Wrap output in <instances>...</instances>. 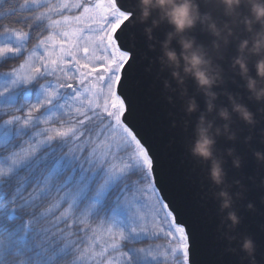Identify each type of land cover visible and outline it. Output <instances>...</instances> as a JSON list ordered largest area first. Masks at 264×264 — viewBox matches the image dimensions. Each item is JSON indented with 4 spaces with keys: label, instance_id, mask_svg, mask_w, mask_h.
<instances>
[{
    "label": "snow or ice",
    "instance_id": "1",
    "mask_svg": "<svg viewBox=\"0 0 264 264\" xmlns=\"http://www.w3.org/2000/svg\"><path fill=\"white\" fill-rule=\"evenodd\" d=\"M131 19L130 0L0 11V96L40 89L37 103L0 106V264H197L198 218L134 101L145 54Z\"/></svg>",
    "mask_w": 264,
    "mask_h": 264
},
{
    "label": "clouds",
    "instance_id": "2",
    "mask_svg": "<svg viewBox=\"0 0 264 264\" xmlns=\"http://www.w3.org/2000/svg\"><path fill=\"white\" fill-rule=\"evenodd\" d=\"M208 3L209 0H203ZM221 5L223 14L231 17L241 4L248 6V15L244 16L240 23L244 25V31L249 37L242 39L236 44V55L231 58L229 67L234 76H239L242 87L247 91V100L254 102L258 107L255 112L250 110L247 104L240 102L239 93L233 94L229 91L218 93L214 89L224 83L223 69L219 64H214L203 45L197 44L195 39L186 35L197 25L201 31L207 32L211 37V49L220 55L221 47L229 44V38L233 31L228 21L218 24L208 12L200 11V0H130V12L132 19L130 28L135 29L137 25H144L143 36L148 41L147 48L150 52L156 51L153 43V30L161 24H167L170 31L164 34V38L158 41L159 54L155 57V63L159 66V72H167V77L162 80L163 90L167 95L165 99L168 104H173V96L177 93L180 102V110L184 117L196 115L195 121L191 123L192 140L187 146L188 155L206 164V179L210 186L217 189L213 191L212 199L217 201L218 212L221 214L220 221L216 225V240L226 241L221 256L230 254L238 257L237 264H261L257 259L258 247L254 238L247 233H237L236 229L241 224L242 216L234 207L235 202L245 200L247 186L242 182L243 178L227 182V173L224 168L225 159L231 160V166L239 170L242 167L243 157L237 152L235 146L224 149L222 155L215 153L217 138L223 137L233 145L238 139V132L232 127V117L241 121L247 128V134L241 142L249 146L251 156L258 168L264 169V151L250 148L253 134L260 137V143L264 144V127H259L264 122V0H211ZM155 13V16H153ZM258 25V28L254 26ZM173 40L179 48L173 47ZM130 47H135V34L130 39ZM247 56H255L257 59L253 64L255 77L249 74ZM145 57H141L144 59ZM153 61L149 60L146 72L151 71ZM186 78H190L203 98V109H200L196 97L188 94L185 87ZM175 87H172V84ZM219 95L226 97L227 104L217 105ZM215 113L213 119L209 116ZM216 120L222 121L216 124ZM172 126L176 121L172 120ZM185 129L189 128L190 121H182ZM253 185L257 186L262 194L259 203L264 205V175L259 171L255 176L247 178ZM236 191H230L231 188ZM204 199V196H201ZM248 212L259 214L256 205L248 201L244 204ZM260 231L264 232V223L259 224ZM235 245V246H234ZM264 259V253L260 254ZM219 259V258H218Z\"/></svg>",
    "mask_w": 264,
    "mask_h": 264
},
{
    "label": "water",
    "instance_id": "3",
    "mask_svg": "<svg viewBox=\"0 0 264 264\" xmlns=\"http://www.w3.org/2000/svg\"><path fill=\"white\" fill-rule=\"evenodd\" d=\"M200 11L202 13L208 12L218 24L228 21L233 31V36L229 38V44L226 47H221L220 55H222V59L217 58V54L211 49L212 37L207 32L201 31L199 25L186 33V35L193 37L197 44L203 45L209 56L212 57L213 63L219 64L223 69L224 83L214 90L218 93L223 91H229L233 94L239 93L241 98L240 102L247 104L250 110L255 112L258 105L247 100L248 94L242 87V81L239 76H234L233 71L229 67L231 58L236 55V44L240 40L249 37V33L244 31V25L240 23V20L248 15V6L241 4L236 9V12L231 17H228L223 14L221 5L211 2V0L208 3L200 0ZM153 16H155V13H153ZM143 27L144 25H137L129 38L131 39L132 34H135L136 47L146 56V58L141 59V57H145L141 54L140 60H138L135 68L134 101L138 112L148 119V127L146 130L156 143L161 168L166 178L171 184L178 186V194L190 204L198 218L196 227L199 233V239L194 259L197 261V264H237V256L230 254L221 256L227 242L224 240H216V225L220 221L221 214L218 212L217 201L213 200L211 196L212 192L217 189L210 186L206 179L207 165L200 163L205 176V180L201 181L200 174L196 171L197 165L192 162L191 157L186 151L187 146L191 144L192 140L191 123L195 121L198 113L193 114L191 117H184L183 112L180 110V102L176 98L177 93L175 92L170 93L173 96V104H168L165 99L167 93L163 90L162 80L167 77V72H159V66L155 63V57L159 54L158 41L164 38V34L170 31V28L167 24H161L153 30V43L156 44V51L150 52L147 48L148 41H146L142 33ZM254 27L258 28L259 26L256 25ZM172 46L176 47L177 51H179L175 40H173ZM247 59L249 74L255 77L253 64L257 57L247 56ZM149 60L153 61L151 71L146 72L145 69L149 67ZM185 87L188 89L189 95L196 97L197 103L202 110L204 107L203 98L197 92L190 78H186ZM216 104L226 105V97L219 95ZM172 105H175V107ZM214 117L215 113L208 118L213 119ZM182 118L190 121L187 143L183 132ZM172 120L176 121L175 127L172 126ZM220 123L222 121L216 120V124ZM232 127L238 132L237 141L233 145L232 142L226 141L223 137L217 138L215 153L220 156L223 154L224 149L235 146L237 152L243 157L242 167L239 170L231 166L230 158L224 157L226 161L224 168L227 173V182L231 183L234 179L243 178L242 182L248 188L245 194V200L234 203L238 214L242 216L241 224L237 227L236 232L247 233L254 238L258 247L257 259L261 261V264H264V259L260 255L264 253V232L259 229V224L264 223V205L259 203V197L262 192L247 179L249 176H255L258 171L261 175H264V169L258 168L255 160L251 156L249 146H245L241 142L243 136L247 134V128L235 115L232 117ZM259 127H264V122ZM250 148L264 151V144L260 143V137L256 133L253 134ZM230 191L235 192L236 189L233 187ZM201 196H204L203 200ZM248 201L256 205L259 214L251 213L244 209V204Z\"/></svg>",
    "mask_w": 264,
    "mask_h": 264
},
{
    "label": "rangeland",
    "instance_id": "4",
    "mask_svg": "<svg viewBox=\"0 0 264 264\" xmlns=\"http://www.w3.org/2000/svg\"><path fill=\"white\" fill-rule=\"evenodd\" d=\"M10 78H0V88H7ZM32 94V95H31ZM32 98H31V97ZM40 99V89L36 84L28 86H17L9 89L3 96H0V106L11 105L13 107L26 106L37 103Z\"/></svg>",
    "mask_w": 264,
    "mask_h": 264
},
{
    "label": "trees",
    "instance_id": "5",
    "mask_svg": "<svg viewBox=\"0 0 264 264\" xmlns=\"http://www.w3.org/2000/svg\"><path fill=\"white\" fill-rule=\"evenodd\" d=\"M15 2H16V0H6V3L4 5H2V6H0V11H3L4 9H6V8H8L10 6H14L15 5Z\"/></svg>",
    "mask_w": 264,
    "mask_h": 264
}]
</instances>
